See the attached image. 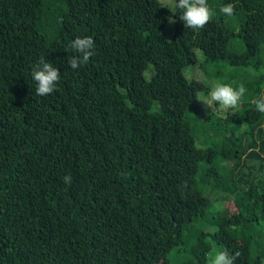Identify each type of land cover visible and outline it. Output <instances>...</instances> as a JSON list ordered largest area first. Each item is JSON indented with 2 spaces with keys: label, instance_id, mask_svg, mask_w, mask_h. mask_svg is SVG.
I'll use <instances>...</instances> for the list:
<instances>
[{
  "label": "trees",
  "instance_id": "1",
  "mask_svg": "<svg viewBox=\"0 0 264 264\" xmlns=\"http://www.w3.org/2000/svg\"><path fill=\"white\" fill-rule=\"evenodd\" d=\"M207 3L193 30L161 0H0V264H264V0ZM216 83L237 109L200 101Z\"/></svg>",
  "mask_w": 264,
  "mask_h": 264
},
{
  "label": "clouds",
  "instance_id": "2",
  "mask_svg": "<svg viewBox=\"0 0 264 264\" xmlns=\"http://www.w3.org/2000/svg\"><path fill=\"white\" fill-rule=\"evenodd\" d=\"M166 4L173 10L179 11V19L183 22L185 28L193 30H202L213 18L214 12L208 6L207 0H166ZM173 11V13H175ZM234 5L225 4L220 8V12L226 16L234 15ZM169 23H175L172 17L168 18ZM94 39L90 36L76 37L70 42L69 47L74 51L75 55L68 59V64L72 69H77L81 65H86L90 57L94 56ZM253 75H258L255 69H249ZM31 77L36 82V93L43 97L50 95L57 87L60 80V72L52 63L48 62L45 57H41L36 65L32 68ZM247 89L241 83L237 87H233L228 83H216L208 94L206 100H200L207 107L227 112L230 109H237L244 97ZM256 110L264 113V96L253 101ZM218 105V106H217ZM64 182L71 183V177L65 176ZM186 182L181 188H186ZM239 252L229 254L227 250L215 252L210 256L209 264H235Z\"/></svg>",
  "mask_w": 264,
  "mask_h": 264
},
{
  "label": "rangeland",
  "instance_id": "3",
  "mask_svg": "<svg viewBox=\"0 0 264 264\" xmlns=\"http://www.w3.org/2000/svg\"><path fill=\"white\" fill-rule=\"evenodd\" d=\"M161 1L166 2V0H161ZM165 36L169 38L170 37V32L169 31H166L165 32ZM228 204L231 206V209L233 210L234 209V207L232 206L233 203L232 202H229Z\"/></svg>",
  "mask_w": 264,
  "mask_h": 264
}]
</instances>
